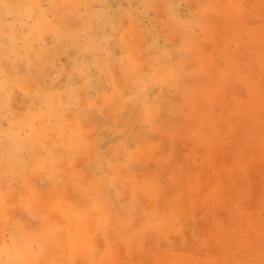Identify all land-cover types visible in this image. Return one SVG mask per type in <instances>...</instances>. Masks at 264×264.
<instances>
[{"label": "rangeland", "instance_id": "374dc122", "mask_svg": "<svg viewBox=\"0 0 264 264\" xmlns=\"http://www.w3.org/2000/svg\"><path fill=\"white\" fill-rule=\"evenodd\" d=\"M7 1L0 264H264V0Z\"/></svg>", "mask_w": 264, "mask_h": 264}, {"label": "bare ground", "instance_id": "6f19581e", "mask_svg": "<svg viewBox=\"0 0 264 264\" xmlns=\"http://www.w3.org/2000/svg\"><path fill=\"white\" fill-rule=\"evenodd\" d=\"M11 1H12V0H11ZM13 1H14V0H13ZM3 5H6V7H5L6 10H10V9L13 10V8H14V7H13V6H14V3H10L9 1H7V3H2V4H1V6H3ZM1 9H2V8H1ZM29 10H30V9H29ZM32 10H33V9H32ZM30 25H31V24H30ZM112 26H113V25H112ZM29 27H30V26H29ZM37 29H38V28H37ZM38 30H39V29H38ZM36 31H37V30H36ZM120 33H121V32H120ZM38 34H39V33H38ZM48 95H49V94H48ZM49 102H50V101H49ZM49 107H50V108H49L50 110H52V109L55 110V103H54V102H51V104H50ZM56 107H57V106H56ZM46 109H47V108H46ZM56 109H57V108H56ZM47 110H48V109H47ZM29 112H31V111H29ZM55 113H56V112H55ZM35 116H36V115H35ZM35 116H34V115H31V117H28V119H27V121H28V125H27V126H29V127L31 128V129H30V133H31V134H34V135H32V136H33V137H32V140H33V141H34V140H38V141H39L40 139H43V138L45 137V134H46V131H47L48 128H47L46 130H44L45 127H44V129H43L42 126L40 125L41 127L39 126V128H40L41 131H40V132L38 131L39 133L35 132V130H38V129H39V128L37 127L39 124L36 125V124H35L36 122H34V120H35L34 117H35ZM40 116H41V115H40ZM57 116H58V115H57ZM57 118L59 119V117H57ZM36 120H37V118H36ZM27 121H26V122H27ZM54 121H55V120H54ZM53 124H54V123L51 124V126H50L51 128H49V129H53V130L56 131L58 128H56L55 125L52 126ZM29 127H28V128H29ZM53 130H52V131H53ZM50 131H51V130H50ZM52 131H51L50 133H52ZM57 131H58V130H57ZM57 131H56V132H57ZM16 132H17V131H16ZM56 134H57V133H56ZM47 135H48V134H47ZM41 137H43V138H41ZM16 141H22V139H19V140L17 139ZM43 141H44V140H42V142H43ZM44 142H45V141H44ZM32 145H33V144H32ZM34 145H35V143H34ZM56 170H58V169H56ZM56 170H55V171H56ZM55 173H56V172H55ZM54 177H55V176H54Z\"/></svg>", "mask_w": 264, "mask_h": 264}, {"label": "crops", "instance_id": "0c3cea01", "mask_svg": "<svg viewBox=\"0 0 264 264\" xmlns=\"http://www.w3.org/2000/svg\"><path fill=\"white\" fill-rule=\"evenodd\" d=\"M9 2H10V3H14V6H13L14 8H13V10L16 9V7L19 5V3H18L17 0H14V1H13V0H12V1L9 0ZM21 5H23V4L21 3ZM28 9H30V10H28V11L31 12V8H28ZM53 31H54L55 33H58V32L60 31V29H59L58 26H54ZM0 86H1V87H4V88L8 87V86H7V83H2ZM56 106H57V104L55 103V109L57 108ZM29 117H31V115H29ZM39 126H40V125H38L37 127L39 128ZM40 127H41V126H40ZM44 127H45V126H42L43 129H44ZM47 128H48V127H45L44 130H46ZM49 128H50V127H49ZM49 128L47 129L46 134L48 133ZM58 129H59V128H58ZM58 129H57V130H58ZM57 130H56V131H57ZM38 131H39V132L41 131L40 128H39L38 130H35V132L39 133ZM46 134H45V136H46ZM32 135H34V134L29 133V135H28V138L31 139V140H32V137H33ZM41 138H43V137H41ZM44 138H45V137H44ZM40 140H41V139H40ZM14 152H16V150H15ZM16 157H17V155H16Z\"/></svg>", "mask_w": 264, "mask_h": 264}]
</instances>
